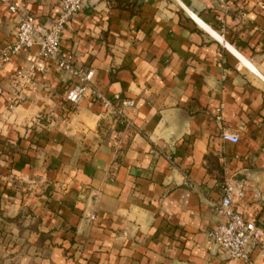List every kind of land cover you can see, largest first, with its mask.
<instances>
[{
	"label": "crops",
	"instance_id": "crops-1",
	"mask_svg": "<svg viewBox=\"0 0 264 264\" xmlns=\"http://www.w3.org/2000/svg\"><path fill=\"white\" fill-rule=\"evenodd\" d=\"M11 2L42 27L60 9ZM18 21L0 0V53ZM61 48L134 100L132 125L89 91L69 110L76 79L53 59L34 85L15 82L36 46L0 57V264H245L210 232L222 166L228 180L250 171L234 206L264 226V0H92Z\"/></svg>",
	"mask_w": 264,
	"mask_h": 264
},
{
	"label": "built area",
	"instance_id": "built-area-1",
	"mask_svg": "<svg viewBox=\"0 0 264 264\" xmlns=\"http://www.w3.org/2000/svg\"><path fill=\"white\" fill-rule=\"evenodd\" d=\"M3 1L9 3L10 11L19 14V22L15 41L6 44L1 50L2 63L23 50L35 46L38 48L36 61L28 69L21 68L13 74L15 82L22 85H34L35 74L45 71V65L41 61L53 59L60 70L76 79L66 91V99L70 104H78L89 91L92 98L99 102L107 112L113 114L121 124L132 125V120L125 109L134 106V100L120 94L110 97L103 93L95 84V69L90 66H77L74 55L63 52L61 48L62 34L71 18L92 0H59L58 15L47 27H42L32 12L20 9L18 5L9 0ZM217 1L223 3L226 0ZM217 118L220 119L221 115H217ZM222 138L234 143L240 140L238 133L228 130L222 132ZM168 158L171 157L168 156ZM244 194L245 190L242 185H234L231 179L225 181L223 194L214 204L219 220L210 232V236L229 257L243 261L245 264H261L252 258L251 253L256 247L264 252V226L246 219L234 206V198Z\"/></svg>",
	"mask_w": 264,
	"mask_h": 264
},
{
	"label": "rangeland",
	"instance_id": "rangeland-1",
	"mask_svg": "<svg viewBox=\"0 0 264 264\" xmlns=\"http://www.w3.org/2000/svg\"><path fill=\"white\" fill-rule=\"evenodd\" d=\"M2 2H3V0H1ZM9 2H11V0H9ZM19 22V21H18ZM66 91H67V89H66ZM65 95H66V93H65ZM67 100V99H66ZM68 102V101H67ZM69 103V102H68ZM70 104V103H69ZM75 105L76 104H70L69 106H68V109L69 110H74L75 108ZM11 107H12V105H10ZM217 178L220 180V182H221V185L223 186L224 184H225V181L227 180V178H226V174H225V167L224 166H222L221 167V169H220V171H219V175H217ZM225 180V181H224ZM7 221H9V222H14L15 223V221L13 220H11V218H8L7 219Z\"/></svg>",
	"mask_w": 264,
	"mask_h": 264
},
{
	"label": "water",
	"instance_id": "water-1",
	"mask_svg": "<svg viewBox=\"0 0 264 264\" xmlns=\"http://www.w3.org/2000/svg\"><path fill=\"white\" fill-rule=\"evenodd\" d=\"M250 173L249 170H244L239 173H236L232 178L231 181L234 185L239 186L242 185L245 180H247L248 174Z\"/></svg>",
	"mask_w": 264,
	"mask_h": 264
},
{
	"label": "trees",
	"instance_id": "trees-1",
	"mask_svg": "<svg viewBox=\"0 0 264 264\" xmlns=\"http://www.w3.org/2000/svg\"><path fill=\"white\" fill-rule=\"evenodd\" d=\"M122 3H126V1H122ZM225 181V180H224Z\"/></svg>",
	"mask_w": 264,
	"mask_h": 264
}]
</instances>
